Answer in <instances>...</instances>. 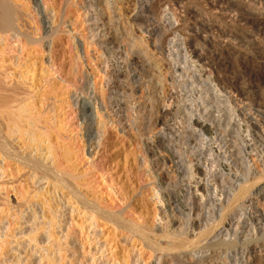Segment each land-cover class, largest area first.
<instances>
[{
  "label": "rangeland",
  "instance_id": "obj_1",
  "mask_svg": "<svg viewBox=\"0 0 264 264\" xmlns=\"http://www.w3.org/2000/svg\"><path fill=\"white\" fill-rule=\"evenodd\" d=\"M27 1L33 42H1L0 86L32 97L43 162L102 212L92 228L0 169V264H264V0Z\"/></svg>",
  "mask_w": 264,
  "mask_h": 264
},
{
  "label": "bare ground",
  "instance_id": "obj_2",
  "mask_svg": "<svg viewBox=\"0 0 264 264\" xmlns=\"http://www.w3.org/2000/svg\"><path fill=\"white\" fill-rule=\"evenodd\" d=\"M27 0H0V45L4 42L3 40H7L9 39V37L11 36H15L21 34L24 35V38L28 41H30L31 43L33 42V39H30V37L24 33H22L21 31V27L20 24L23 25L24 19H26L25 17L28 16L27 12V7L24 8L25 4L28 2H25ZM34 1V0H33ZM38 2V0H36ZM242 1V0H241ZM25 2V3H24ZM31 2V0H30ZM36 2V3H37ZM252 1H250L251 3ZM261 2V1H260ZM29 3V2H28ZM33 3V2H31ZM39 3V2H38ZM248 3V2H247ZM35 4V1H34ZM138 4V3H137ZM164 4V3H163ZM258 4V3H257ZM22 5V6H21ZM151 5V4H150ZM180 5V3H179ZM36 6H38V4H36ZM152 7V5H151ZM176 7V6H175ZM30 8V7H29ZM35 8V7H34ZM167 10H169L168 6L165 5L164 6V12H166ZM230 10V9H229ZM168 12V11H167ZM172 12V11H171ZM34 14V13H33ZM171 14V13H170ZM30 15V14H29ZM164 15V14H163ZM167 14H165L166 16ZM179 15V14H178ZM51 16V15H50ZM31 17V16H29ZM28 17V18H29ZM168 17V16H167ZM158 19V18H157ZM167 19V18H166ZM176 20V19H175ZM56 21V20H55ZM58 21V20H57ZM142 21V20H141ZM144 21V20H143ZM161 21V20H160ZM26 22V21H25ZM159 24V23H158ZM178 24V23H176ZM180 24V23H179ZM182 26V25H181ZM171 27V26H170ZM178 27V26H177ZM38 28V27H37ZM173 29V28H172ZM178 30V29H176ZM183 31V30H182ZM180 32V31H179ZM27 33V32H26ZM33 34V33H32ZM43 34V33H42ZM191 34V33H190ZM160 35V34H159ZM50 36V35H49ZM173 37V36H172ZM12 38V37H11ZM32 38V37H31ZM161 38V37H160ZM176 38V37H175ZM24 39V40H25ZM36 40V39H34ZM40 40V39H38ZM43 40V39H42ZM37 41V40H36ZM52 41V40H51ZM2 42V43H1ZM165 43V42H164ZM11 44V43H10ZM154 44V42H153ZM12 46V45H11ZM36 47V46H35ZM5 48V47H2ZM158 48V47H157ZM171 48V47H170ZM161 49V48H160ZM192 49V48H191ZM159 50V49H158ZM7 51V50H6ZM16 51V50H15ZM27 51V50H26ZM0 52L2 53L3 50L0 49ZM194 54H197V58H199L200 60H203V58H205V54H201V53H196L195 49H192L191 51ZM202 52V51H201ZM143 53V52H142ZM145 54V53H144ZM150 54V53H148ZM146 55V54H145ZM144 58V57H143ZM142 58V59H143ZM148 58V57H147ZM206 59V58H205ZM11 60V59H10ZM2 61V59H1ZM7 61V60H6ZM9 61V60H8ZM10 62V61H9ZM160 62V61H159ZM175 62V61H174ZM144 63V62H143ZM174 69V68H173ZM14 72V71H13ZM11 73V72H10ZM22 73V71H21ZM42 73V72H41ZM48 73V72H47ZM14 74V73H13ZM49 74V73H48ZM47 74V75H48ZM211 74V73H210ZM3 77V76H2ZM22 77V76H21ZM9 79V78H8ZM47 82V81H46ZM9 83V82H8ZM219 83V82H218ZM221 83V82H220ZM7 84V83H6ZM54 84V83H53ZM77 85V84H76ZM227 85V83H226ZM4 86V85H3ZM23 86V85H22ZM223 86V85H221ZM6 87V86H5ZM19 88V86H17ZM16 86H13L11 84V86H9L8 88H4L2 86H0V159L2 161H5V164H1L0 165V169H2V173L3 176L4 175V171L5 170H12V168H8L10 165H14L13 169L16 172V174H19L20 171L21 173L19 174V176H24V172H29L28 177L29 179L33 180L36 179L37 175L38 177H44L43 179H45V183L50 184L52 186L58 187L63 189L64 191L67 192L66 196H70V200L71 202L69 203V206L72 207L73 211H77L78 213L83 212L82 215H85V220H87L89 223V225L92 227V223H94L93 221L96 220L97 215H99L102 210L94 205H91L89 203V201L87 202L86 199H84L83 197H80L76 191H74V188L71 187L70 183L71 182V177H69V174L67 175L66 173H64L65 171L61 172L60 174L58 173V169H56V167L52 165L46 166L45 162L43 161H49V157L53 158V155L56 157L54 151L52 150V141L50 144V133L49 131L46 129V125H40L41 120L40 118L42 117V115L38 114V116H35L36 114L33 112V106L32 108H28L29 105V100L32 98L30 95H27L29 93H26V91H22L24 92V95L27 96H23L24 100H28V101H23L22 96H18L20 93H18V88ZM23 88V87H22ZM219 89V88H218ZM18 93V95H17ZM52 93V92H51ZM46 94V93H45ZM86 96V95H85ZM231 97V96H230ZM22 99V100H21ZM24 103H23V102ZM236 101V100H235ZM22 102V103H21ZM76 102V100H75ZM26 103H28L26 105ZM38 103V102H37ZM150 103V102H149ZM160 103V102H159ZM31 104V103H30ZM33 105V104H32ZM41 105V104H40ZM49 105V104H48ZM35 109V108H34ZM249 109V108H248ZM37 110H41L40 108ZM45 110V109H44ZM235 111V110H234ZM146 112V111H145ZM39 113V112H38ZM42 113V111H41ZM197 113V112H196ZM249 113V111H248ZM262 115V114H261ZM41 116V117H40ZM205 116V115H204ZM55 117V116H54ZM208 117V116H206ZM44 118V117H43ZM50 118V117H49ZM230 118V117H229ZM199 119V118H198ZM195 119L194 123L196 124L195 126H200L201 128H203L204 132L205 130L207 132L210 131H214V129L212 128V123L207 122L206 118L204 120H198ZM215 119V117H214ZM226 119V118H225ZM259 120V119H258ZM263 120V119H262ZM210 121V120H209ZM214 121V120H213ZM212 121V122H213ZM43 122V121H42ZM50 122V121H49ZM243 122V121H242ZM44 123V122H43ZM42 123V124H43ZM148 123V122H147ZM160 123V122H159ZM224 124V123H223ZM249 124V123H248ZM254 124V123H253ZM194 125V124H193ZM42 126V127H41ZM45 127V129L43 128ZM226 127V126H225ZM199 128V127H198ZM60 129V128H59ZM247 129V128H246ZM212 131V133H214ZM59 135V134H58ZM61 136V135H60ZM212 138V137H211ZM16 140V142L14 143V141ZM47 141V143L45 142ZM18 143V144H17ZM17 144V145H16ZM229 144V143H228ZM97 145V144H96ZM36 151V154L38 152H41L39 150H45V154L43 155V157H40L39 155H34L32 154L33 151ZM234 152V151H233ZM239 152V151H238ZM236 153V152H235ZM32 154V155H31ZM39 154V153H38ZM64 154V153H63ZM66 154V153H65ZM64 154V155H65ZM69 154V153H67ZM59 155V154H57ZM63 157V156H62ZM51 158V159H52ZM43 159V160H42ZM46 159V160H45ZM67 159V157H66ZM0 160V161H1ZM53 161V159H52ZM66 161V160H65ZM55 162V161H54ZM64 162V161H63ZM1 163V162H0ZM53 163V162H52ZM48 164V163H47ZM59 164V163H57ZM204 168V167H203ZM63 169V168H62ZM70 169V168H69ZM263 169V168H262ZM69 171V170H68ZM82 171V170H81ZM11 172V171H10ZM211 172V171H210ZM209 172V173H210ZM204 173V172H203ZM15 174V173H14ZM12 173V175H14ZM7 176V175H6ZM5 176V177H6ZM73 176V175H72ZM17 177V176H16ZM37 177V178H38ZM77 177V176H76ZM74 178V177H73ZM19 179V178H18ZM250 179V178H249ZM6 180V179H5ZM17 181V179H16ZM38 181V180H36ZM259 181V180H258ZM21 182V181H20ZM41 182V181H40ZM39 182V183H40ZM6 183V182H5ZM77 183V182H76ZM80 183V182H79ZM34 184V182H33ZM41 185V184H40ZM78 185V183H77ZM81 185V183H80ZM86 185V184H85ZM10 187V186H9ZM41 187V186H40ZM205 187V186H204ZM248 187V185L246 186ZM262 187V186H261ZM134 188V187H133ZM190 188V187H189ZM243 188V187H242ZM240 188V190L242 189ZM25 189V188H24ZM41 189V188H40ZM29 190V189H28ZM27 190V192H28ZM77 190V189H76ZM239 190V191H240ZM246 190V188H245ZM249 190V187H248ZM261 190V189H260ZM264 190V189H263ZM13 191V190H12ZM26 191V190H25ZM24 191V192H25ZM48 191V190H46ZM78 191V190H77ZM238 191V192H239ZM23 192V193H24ZM31 192V191H30ZM39 192V191H38ZM37 192V193H38ZM80 192V191H78ZM243 192L244 189H243ZM242 192V193H243ZM51 193V192H50ZM247 193V192H246ZM245 193V194H246ZM258 193V192H257ZM25 194V193H24ZM81 194V193H80ZM239 194V193H238ZM241 194V193H240ZM32 195V194H31ZM113 195V194H112ZM131 195V194H130ZM237 195V193H236ZM244 195V193H243ZM43 196V194H42ZM41 196V197H42ZM45 196V195H44ZM240 197V195H238ZM238 196L236 198H238ZM33 197H36V193ZM39 197V196H38ZM85 197V196H84ZM245 197V196H244ZM26 198V197H25ZM235 198V196H234ZM242 198V197H240ZM238 198V200L240 199ZM44 199V200H43ZM244 199V198H243ZM46 197L41 199V203H43L44 206L49 207V208H53L52 206H49L48 203L46 202ZM249 200V199H248ZM39 201V200H38ZM49 201V200H47ZM52 201V200H51ZM68 201V200H65ZM251 201V200H250ZM248 201V202H250ZM159 202V201H158ZM244 202V201H243ZM242 202V203H243ZM6 203V202H5ZM125 203V202H124ZM252 203V202H251ZM93 204V203H92ZM102 204V203H101ZM245 205V204H244ZM61 206V205H60ZM241 206V205H240ZM239 206V207H240ZM243 206V205H242ZM55 207H57L55 205ZM117 207V206H116ZM235 207V206H234ZM33 208V207H32ZM48 208V209H49ZM242 208V207H241ZM244 208V207H243ZM119 209V208H118ZM44 210V209H43ZM50 210V209H49ZM146 210V209H145ZM239 210V209H238ZM105 212V211H104ZM137 212V211H136ZM73 213V212H72ZM145 213V212H143ZM107 214V213H106ZM142 214V213H141ZM152 214V213H151ZM104 216V215H103ZM108 216V215H106ZM95 218V219H94ZM111 218V217H110ZM109 218V219H110ZM113 218H117L116 216ZM107 219V220H109ZM112 219V218H111ZM120 219V218H119ZM118 219V220H119ZM126 219V218H125ZM106 220V221H107ZM114 220V219H112ZM111 220V222H112ZM117 220V219H116ZM137 220V219H136ZM206 220V218H205ZM120 221V220H119ZM160 221V220H159ZM117 222V221H114ZM205 222V221H204ZM120 223V222H119ZM118 222L116 223V225H120ZM135 223V222H134ZM140 223V222H139ZM206 223V222H205ZM83 224V223H82ZM96 224V221H95ZM115 224V223H114ZM124 224H121V227H123L124 229L126 228L124 226H122ZM127 225V224H126ZM135 225V224H134ZM139 225V224H138ZM137 225V227H138ZM149 225V224H148ZM199 225V224H198ZM130 226V225H129ZM128 226V228H129ZM140 226V225H139ZM144 226V225H143ZM153 226V225H152ZM262 226V225H261ZM94 227V226H93ZM92 227V228H93ZM117 227V226H116ZM141 227V226H140ZM147 227V226H146ZM121 229V228H120ZM131 229V228H130ZM139 229V228H136ZM196 230V229H195ZM67 231V230H66ZM131 232H133V230H130ZM137 231V230H136ZM140 231V230H139ZM209 232V231H208ZM140 233V232H139ZM143 233V232H142ZM68 234V233H67ZM96 234V233H95ZM143 237V235H141ZM147 236V235H146ZM173 236V235H172ZM66 237V236H65ZM177 237V236H176ZM175 237V238H176ZM180 237V236H178ZM140 238V236H139ZM195 238V237H194ZM193 238V239H194ZM207 238V237H206ZM180 239H182L180 237ZM65 240V239H64ZM177 240V239H176ZM195 240V239H194ZM200 241V240H199ZM179 242V241H178ZM64 243V242H63ZM67 243V242H66ZM178 244V243H177ZM58 246V245H57ZM207 246V245H206ZM258 246V245H257ZM101 250V249H100ZM104 252V251H103ZM169 253V252H168ZM176 254V253H175ZM92 255V254H91ZM164 255V254H163ZM72 256V255H71ZM170 257V256H169ZM59 259V258H58ZM97 259V258H96ZM113 259V258H112ZM104 262V261H103Z\"/></svg>",
  "mask_w": 264,
  "mask_h": 264
}]
</instances>
